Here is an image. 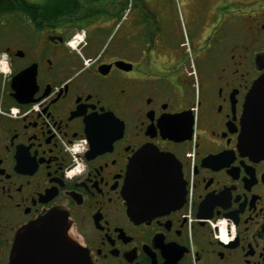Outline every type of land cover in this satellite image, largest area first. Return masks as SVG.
<instances>
[{
    "label": "flooded vegetation",
    "instance_id": "1",
    "mask_svg": "<svg viewBox=\"0 0 264 264\" xmlns=\"http://www.w3.org/2000/svg\"><path fill=\"white\" fill-rule=\"evenodd\" d=\"M0 40V264L54 209L92 264H264V157L241 141L264 0H0ZM145 148L180 170L155 211L127 186ZM25 233L21 264L58 261Z\"/></svg>",
    "mask_w": 264,
    "mask_h": 264
},
{
    "label": "water",
    "instance_id": "2",
    "mask_svg": "<svg viewBox=\"0 0 264 264\" xmlns=\"http://www.w3.org/2000/svg\"><path fill=\"white\" fill-rule=\"evenodd\" d=\"M35 73L36 69L34 70L33 67L23 70L13 77L12 87H20L23 94H29L30 89H27L28 85L25 83L26 77L31 76L35 86ZM33 89H36V86ZM241 141L247 152L264 157V72L255 80L247 95L242 118ZM170 162V156L156 149L145 148L129 166L127 186L130 189L133 186V190L140 197L141 202L138 206L146 211L169 206L164 200L172 189L167 185L166 176H180L179 169H173L171 172L165 169ZM128 188L126 187L125 190ZM177 190L182 191V189ZM71 231L72 223L67 213L57 209L48 212L19 230L10 264H21L19 259L24 253L19 244L21 240L36 239L25 232H46L50 235L46 239L50 241V248H53L54 252L49 251L48 255L52 254L58 261L52 259L48 261L49 264H92L86 249L71 235ZM54 232L63 235L57 236Z\"/></svg>",
    "mask_w": 264,
    "mask_h": 264
},
{
    "label": "built area",
    "instance_id": "3",
    "mask_svg": "<svg viewBox=\"0 0 264 264\" xmlns=\"http://www.w3.org/2000/svg\"><path fill=\"white\" fill-rule=\"evenodd\" d=\"M83 39V37L81 35H76L75 37H73V39L71 40L70 44L73 48H76L77 45L80 43V41ZM1 65L4 67L3 64L4 61H0ZM71 151L74 153V154H77L81 151V145L79 143H75L72 147H71ZM74 171H71L70 172V176L74 175Z\"/></svg>",
    "mask_w": 264,
    "mask_h": 264
},
{
    "label": "rangeland",
    "instance_id": "4",
    "mask_svg": "<svg viewBox=\"0 0 264 264\" xmlns=\"http://www.w3.org/2000/svg\"><path fill=\"white\" fill-rule=\"evenodd\" d=\"M118 17L115 20H112L111 22H108V24H106L105 26H115L116 21H120L121 22L122 19H120V16H118ZM120 22H119V24H120ZM134 24H135V20L134 19H130L129 21L128 20L124 21L123 26H134ZM2 26H6V31H8L11 26H16V24L15 23H13V24L12 23H8V24H4ZM109 40H110V37L108 38L107 42H109ZM1 43H2V41L0 40V45H1ZM2 74H3V78H4V74L5 73H2Z\"/></svg>",
    "mask_w": 264,
    "mask_h": 264
},
{
    "label": "trees",
    "instance_id": "5",
    "mask_svg": "<svg viewBox=\"0 0 264 264\" xmlns=\"http://www.w3.org/2000/svg\"><path fill=\"white\" fill-rule=\"evenodd\" d=\"M61 16H62V14H57V13L54 14V18H55V17L58 18V17H61ZM56 18H55V19H56Z\"/></svg>",
    "mask_w": 264,
    "mask_h": 264
},
{
    "label": "crops",
    "instance_id": "6",
    "mask_svg": "<svg viewBox=\"0 0 264 264\" xmlns=\"http://www.w3.org/2000/svg\"><path fill=\"white\" fill-rule=\"evenodd\" d=\"M120 19H121V18H120ZM120 19H119V20H120ZM119 22H120V21H116L115 26H118V25H119Z\"/></svg>",
    "mask_w": 264,
    "mask_h": 264
},
{
    "label": "bare ground",
    "instance_id": "7",
    "mask_svg": "<svg viewBox=\"0 0 264 264\" xmlns=\"http://www.w3.org/2000/svg\"><path fill=\"white\" fill-rule=\"evenodd\" d=\"M4 70H6V71H7V67H5V68H4Z\"/></svg>",
    "mask_w": 264,
    "mask_h": 264
}]
</instances>
